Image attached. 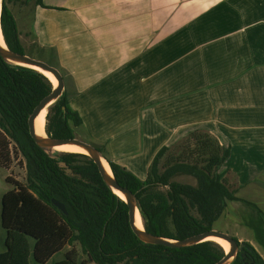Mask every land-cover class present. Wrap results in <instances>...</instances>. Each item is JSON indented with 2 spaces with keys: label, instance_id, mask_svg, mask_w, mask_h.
I'll list each match as a JSON object with an SVG mask.
<instances>
[{
  "label": "crops",
  "instance_id": "obj_1",
  "mask_svg": "<svg viewBox=\"0 0 264 264\" xmlns=\"http://www.w3.org/2000/svg\"><path fill=\"white\" fill-rule=\"evenodd\" d=\"M12 14L38 52L25 54L61 72L76 137L105 159L145 180L194 131L228 148L220 178L236 200L219 219L264 260V0H42Z\"/></svg>",
  "mask_w": 264,
  "mask_h": 264
},
{
  "label": "trees",
  "instance_id": "obj_2",
  "mask_svg": "<svg viewBox=\"0 0 264 264\" xmlns=\"http://www.w3.org/2000/svg\"><path fill=\"white\" fill-rule=\"evenodd\" d=\"M30 1L42 6V0H2L1 32L7 47L18 54L25 51L7 3ZM52 91L45 75L0 57V160H9L12 143L26 171L24 185L6 179L13 188L1 201L5 250L0 264H47L67 248L52 264H215L225 257L214 241L183 248L142 243L131 230L128 206L103 182L89 157L56 153L51 158L40 149L29 134L28 118ZM80 124L64 92L47 109L49 137L77 138L74 128ZM228 155L229 149L210 134L194 131L172 148L160 149L145 180L106 161L118 185L135 196L146 232L179 241L212 230L227 204L236 200V189L218 175ZM177 175L192 176L196 185L173 181ZM53 200L64 205L66 214ZM233 239L240 249L231 264H264L248 242ZM78 248L84 256L79 262Z\"/></svg>",
  "mask_w": 264,
  "mask_h": 264
},
{
  "label": "water",
  "instance_id": "obj_3",
  "mask_svg": "<svg viewBox=\"0 0 264 264\" xmlns=\"http://www.w3.org/2000/svg\"><path fill=\"white\" fill-rule=\"evenodd\" d=\"M0 5L2 8V0H0ZM3 37V35H2ZM5 47L0 46V57L8 64L15 65V66H21L25 67L24 65L27 66H32L36 67L38 69H33L30 67H25L29 68L35 71L41 70L50 73L56 80V85H53V91L45 97L34 109L30 117L28 118V128H29V134L35 144L42 149L49 157L51 158H56V153H59L57 151H54L53 149L58 146H63V145H74L77 147H80L86 151V154H83L87 157H89L93 163L97 166L98 171L101 175V178L103 182L107 185L109 189H111L121 200H123L126 205L128 206V216H129V224L131 227V230L133 231L134 235L144 244H150V245H161L169 248H183V247H189L192 245H196L198 243H202L205 241H212L207 238L214 237V238H219L221 240H224L227 242L230 246L229 251H225V257L222 258L220 261H218L215 264H231L233 260L235 259L240 247L237 245L236 241L231 237L229 234L217 231L215 229H212L210 231L194 235L191 237H188L183 240H169L166 238L158 237L155 235H152L148 232H146L143 224V219L141 217L142 221V229H138L135 226V216H136V210H139L137 207V202L135 196L128 190L123 189L120 187L115 180L113 173L111 171V175H109L103 165L101 160L106 159L100 153L93 145L90 143H87L83 140H80L78 138H72V139H54L52 137L47 136L46 130L45 132V137H39L35 133L34 129V120L35 118L44 110L45 108H49L51 105H53L58 98L63 94L64 92V80L62 77L61 72L54 66L49 65L46 62H43L41 60H37L34 58H31L25 54H18L13 51H11L3 38ZM41 71H38L41 73ZM43 74V73H41ZM44 75V74H43ZM53 84V83H52ZM107 162V161H106ZM108 164V162H107ZM61 167H65L64 163H60ZM109 166V164H108ZM110 168V166H109ZM70 170H67V173H70ZM53 205L57 207L61 212L66 214V210L64 208V205L61 203L57 202L56 200L52 201ZM140 213V212H139ZM215 242V241H214ZM217 243V242H216Z\"/></svg>",
  "mask_w": 264,
  "mask_h": 264
},
{
  "label": "rangeland",
  "instance_id": "obj_4",
  "mask_svg": "<svg viewBox=\"0 0 264 264\" xmlns=\"http://www.w3.org/2000/svg\"><path fill=\"white\" fill-rule=\"evenodd\" d=\"M33 3H34V1L29 2L28 5L24 4L22 2H8L7 4H8L9 9L11 10V12H13L14 14H17L18 16H21L22 9H24V8L27 9L30 6H33ZM21 43H22L25 51L27 52V54H32V55L38 54L37 50H35L34 46L32 44H30L29 42L24 40ZM27 56H29V55H27ZM31 58H33V57H31ZM45 125H46V121H45ZM80 140H83V139H80ZM85 142H87V141H85ZM178 142H180V141H178ZM182 145L183 144L181 142L175 148L174 152L176 154L180 153V148ZM8 149H9V153H10L9 160H7V161H4L2 159L0 160V252L3 250L2 242H3V239L5 238L4 231L1 227V208H2L1 201H2V196L7 191H9L13 188L12 184L8 183L6 181V179L8 178V179H10V181H13V182H16V183H19L22 185H24L26 183V180H25V177H26L25 160L23 159V157L20 154L16 153V151L14 150V145L12 143L9 145ZM59 153H62V152H59ZM161 163H160V165H161ZM225 172H226V165L221 166L218 169V175L220 177H223ZM228 176L230 177V179L233 177L231 173ZM172 180L175 182L181 183V184H187V185H193V186L196 185L195 179L189 175H177ZM226 217H227V215H225L221 219H219L215 223L213 229L229 234L228 232L230 230L229 229L230 225H229V221L226 220ZM67 249H65L60 254L56 255L52 259V261H49L47 264H52L54 261L61 260L63 258V254L65 253V251ZM78 252H79V255H78L79 256L78 262H79L81 259L84 258V256L81 254L79 248H78ZM31 264H34L32 260H31Z\"/></svg>",
  "mask_w": 264,
  "mask_h": 264
},
{
  "label": "bare ground",
  "instance_id": "obj_5",
  "mask_svg": "<svg viewBox=\"0 0 264 264\" xmlns=\"http://www.w3.org/2000/svg\"><path fill=\"white\" fill-rule=\"evenodd\" d=\"M0 16H1V5H0ZM0 46L5 47L3 37H2V32H1V26H0ZM24 66L30 67L33 69H38V68L32 67V66H27V65H24ZM38 71H41V70H38ZM41 73H43L53 83V85H56V80L50 73L45 72V71H41ZM46 113H47V108L42 110V112L34 120L35 133L39 137H45L44 130H45ZM53 150L57 151V152H62V153L86 154V151L84 149L77 147V146H74V145L58 146V147H55ZM101 162H102V165H103L105 171L109 175H111V171H110V168H109L107 162L104 159H102ZM135 226L138 229H142V221H141L139 210H136ZM207 239L217 242L219 245H221L224 248V250L226 252L229 251L230 246L224 240H221L219 238H214V237H210Z\"/></svg>",
  "mask_w": 264,
  "mask_h": 264
}]
</instances>
